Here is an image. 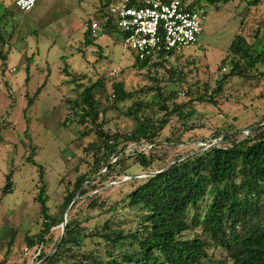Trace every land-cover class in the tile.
I'll use <instances>...</instances> for the list:
<instances>
[{"label": "rangeland", "instance_id": "obj_1", "mask_svg": "<svg viewBox=\"0 0 264 264\" xmlns=\"http://www.w3.org/2000/svg\"><path fill=\"white\" fill-rule=\"evenodd\" d=\"M0 1V32L5 43L0 42V51L8 56L5 67L0 58V264L39 263V247L29 249L25 243L26 235L38 234L43 228L44 219L36 200L39 188L46 186L49 214L57 218L67 189L80 174L91 173L94 168L95 152L88 153L85 148L96 137L83 134L86 126L78 122L82 112L72 109L74 102L80 101L84 88L103 80L110 97L103 93L97 96L99 121L104 123L106 132L129 133L135 129V121L124 112L135 100L154 102L158 87L164 97L172 91L179 92L181 95L169 98L166 103L172 110L175 104L188 101L184 92L189 88L194 95L202 92L205 83L215 88L220 76L230 73L228 65L221 72L219 68L237 35L252 45L259 33V44L264 45V0H231L228 4L216 5L211 4V0H199L196 7L205 13L199 42L163 66L151 71L138 70L134 67L132 50L124 46L123 35L120 32L102 35L101 32L105 6L109 5L114 13L123 6V0H39L29 13L18 10L14 0ZM93 22L100 28L96 44L86 46L85 32L91 29ZM259 67L264 72V65ZM114 70L119 71L117 76L112 75ZM118 82L125 83L126 91L133 93V98L118 103V109H113V85ZM33 98L34 103L29 107ZM154 109L151 114L158 118L164 116L158 106ZM196 110L194 132L186 133L179 119L173 117L157 142L161 146L156 145L150 153L146 142L121 144L120 148L125 151L120 158L124 156L126 163L117 169L125 168L124 174H110L104 182L93 177L85 188L95 186L96 190L82 198L79 196L68 221L71 217L84 221V226L92 233L95 229L101 230L108 221L114 229H134L140 210L126 206L124 201L146 178H138L136 182L126 178L157 172L181 156L216 143V130L225 125L235 124L238 139L244 138L251 126L264 122V77L230 79L217 107L196 104ZM181 133L183 144L165 142L167 135ZM135 151L156 156L150 171L134 162ZM28 158H33L35 163ZM116 160L112 156L108 164L113 165ZM40 166L44 169L43 184L40 183ZM105 172L106 169L101 173ZM9 177L12 191L4 194ZM93 199L104 203V208L94 207ZM116 204L117 214L109 210ZM52 234L53 242H58L62 226L53 228ZM185 236L192 238L193 233ZM86 245L85 251L107 253L106 246L98 239L88 240ZM55 246L48 243L44 250L49 254Z\"/></svg>", "mask_w": 264, "mask_h": 264}, {"label": "trees", "instance_id": "obj_2", "mask_svg": "<svg viewBox=\"0 0 264 264\" xmlns=\"http://www.w3.org/2000/svg\"><path fill=\"white\" fill-rule=\"evenodd\" d=\"M230 1L211 0L210 3L228 4ZM198 3L199 0L188 3L189 8L204 17L205 13L196 7ZM108 6H105L107 11L101 17L102 35L115 32L123 35L111 7ZM256 38V42L249 45L243 36L235 37L228 57L222 60L219 68L221 72L228 65L230 73L222 74L216 81L215 88L211 89L205 83L202 92L197 91L195 95L189 88L184 92L188 101L175 104L172 110H169L166 103L169 98L176 99L181 95L179 92L172 91L164 97L158 87L159 92L154 97V102L135 100L124 112L126 117L135 121V129L129 133L106 132L104 123L99 121L101 113L97 96L103 93L110 97L103 80L83 89L79 95L80 101L74 102L72 109L78 108L82 112L78 122L86 126L83 134H94L96 137L85 148L88 153L95 152L94 168L91 173L80 174L75 184L67 189L60 214L56 218L49 214L46 186L43 184L44 169L39 167L40 183L43 185L39 188L40 193L36 200L40 203L43 228L38 234L25 237L29 249L39 247L38 262L48 255L44 250L46 244L58 243L53 242L52 229L63 223L65 211L77 194L81 191L82 198L96 190L95 186L85 188L93 177H99L104 182L109 179L110 174H124L125 168L117 169L126 163L124 156L120 158L125 151V148H120L121 144L139 145L146 142L152 146L150 153L156 149V145L161 146L157 142L173 117L179 119L186 133L194 132L197 128L193 120L198 116L196 104L217 107L218 99L223 95L230 79L250 80L264 77V72L259 67L264 65V45L259 44V33ZM96 39L97 36H93L91 30L87 29L85 45H95ZM0 42L5 44L1 32ZM132 52L135 57L134 67L148 71L163 66L173 57L181 56L174 54L170 58L158 56L141 60ZM0 58L2 66L5 67L8 56L0 51ZM177 80L182 81L181 78ZM113 89V109H118V103L133 98V93L126 91L124 82L114 84ZM33 103L34 98L29 101V107ZM156 106L165 113L163 117L158 118L150 113L155 112ZM182 136V133L176 136L167 135L165 142L183 144ZM215 136L217 140L221 139L218 145L206 150L203 147L199 151L181 156L176 161L183 160L163 173L142 180L126 196V206L140 210L134 229H114L108 221L101 230L95 229L92 233L84 226V221L71 217L58 251L42 264H264V126L238 139L237 128L231 123L218 128ZM224 142L229 144L223 145ZM112 156L117 160L115 164L109 165ZM132 157L145 171H150L156 161V156L139 151H135ZM28 161L35 163L33 158H28ZM105 169L106 172L102 174ZM131 181L136 182L137 179ZM11 191L12 180L9 177L3 193ZM92 204L102 209L105 206L97 199H93ZM77 205L78 202H75L71 210ZM109 210L117 214V204ZM189 232L193 233L192 238L185 236ZM14 238L13 236L10 244ZM95 239L106 246V255L85 251L86 241Z\"/></svg>", "mask_w": 264, "mask_h": 264}, {"label": "built area", "instance_id": "obj_3", "mask_svg": "<svg viewBox=\"0 0 264 264\" xmlns=\"http://www.w3.org/2000/svg\"><path fill=\"white\" fill-rule=\"evenodd\" d=\"M38 1L16 0L15 5L21 12L29 13ZM113 14L123 32L124 46L141 60L184 53L199 42L203 32V16L182 0H123V6ZM98 30V23L93 22L92 35L97 36ZM118 74V70L112 72L114 76Z\"/></svg>", "mask_w": 264, "mask_h": 264}, {"label": "water", "instance_id": "obj_4", "mask_svg": "<svg viewBox=\"0 0 264 264\" xmlns=\"http://www.w3.org/2000/svg\"><path fill=\"white\" fill-rule=\"evenodd\" d=\"M261 126H264V123H262V124H260V125H258V126H254L253 128L248 129V130L246 131V133L249 134L252 130H255V129L261 127ZM224 137H225V136H224ZM224 137H223V138H224ZM220 140H221V139H218V141H217L216 143H213V144H212V143H211V144H207V145L205 146L206 148H205L204 150L209 149V148H212V147L218 145L219 142H220ZM141 144H143V143H141ZM141 144H139V145H141ZM145 146H147V147H152L151 145H149V144H147V143H145ZM181 160H183V159H180V160H178V161H175V162L172 163L167 169H164V170H162V171H159V172H153V173H147V174H144V175L130 176V177H127L126 180H129V179H130V180H133V179H138V178L154 177V176H156V175H158V174H160V173L165 172V171L168 170L172 165H174L175 163H177V162H179V161H181ZM80 193H81V191L77 194V196H76V198L74 199V201L69 205V207H68V208L66 209V211H65V214H64V217H63V223L61 224V226H62V234H61V237H60L58 243L56 244V246H55V248L53 249V251H52L51 253H49V254L47 255V257H46L44 260L40 261L38 264H42V263H43L44 261H46L49 257H51L52 255H54V254L58 251L59 247L61 246L62 241H63V238H64V235H65V231H66V225H67V223H68L69 212H70V210H71L73 204L79 199ZM39 254H40V253H38V255H39Z\"/></svg>", "mask_w": 264, "mask_h": 264}, {"label": "crops", "instance_id": "obj_5", "mask_svg": "<svg viewBox=\"0 0 264 264\" xmlns=\"http://www.w3.org/2000/svg\"><path fill=\"white\" fill-rule=\"evenodd\" d=\"M15 1H16V0L13 1L14 5H15ZM1 5H2V2L0 1V6H1ZM15 6H16V5H15ZM93 16H94V15H93ZM91 18H92V17H91ZM90 27H91V26H90ZM90 30H91V29H90Z\"/></svg>", "mask_w": 264, "mask_h": 264}]
</instances>
